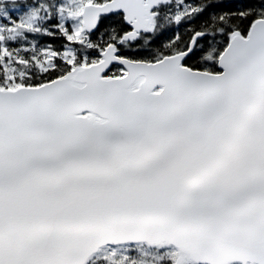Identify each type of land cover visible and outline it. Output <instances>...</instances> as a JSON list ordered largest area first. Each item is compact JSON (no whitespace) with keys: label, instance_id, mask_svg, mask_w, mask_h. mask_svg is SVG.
<instances>
[{"label":"snow or ice","instance_id":"obj_1","mask_svg":"<svg viewBox=\"0 0 264 264\" xmlns=\"http://www.w3.org/2000/svg\"><path fill=\"white\" fill-rule=\"evenodd\" d=\"M0 264H264V0H0Z\"/></svg>","mask_w":264,"mask_h":264}]
</instances>
